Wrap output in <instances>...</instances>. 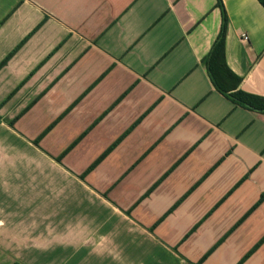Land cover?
<instances>
[{"label":"crops","instance_id":"crops-1","mask_svg":"<svg viewBox=\"0 0 264 264\" xmlns=\"http://www.w3.org/2000/svg\"><path fill=\"white\" fill-rule=\"evenodd\" d=\"M222 2L228 67L264 97V6ZM221 26L217 0H0V263L68 252L73 195L153 264H264V113L211 83Z\"/></svg>","mask_w":264,"mask_h":264},{"label":"rangeland","instance_id":"rangeland-1","mask_svg":"<svg viewBox=\"0 0 264 264\" xmlns=\"http://www.w3.org/2000/svg\"><path fill=\"white\" fill-rule=\"evenodd\" d=\"M78 199L77 196L67 195V214L65 220L59 222L60 229L63 223L64 227H68L62 234L65 237H60V243L68 247V252L35 254L36 256L44 255L43 259L49 260L50 264H140L143 261L153 264L154 260L149 258L150 254L147 252L151 243L147 236L137 237L132 229L128 232L124 222L112 220L104 211L94 212V208H89L88 203L81 201L79 204ZM89 233L95 236L86 237ZM82 240L88 246H82ZM53 241L54 244L58 243L54 239ZM155 255L160 257L163 264H176L166 253L152 254L153 257ZM0 264H6V261L3 260Z\"/></svg>","mask_w":264,"mask_h":264},{"label":"trees","instance_id":"trees-1","mask_svg":"<svg viewBox=\"0 0 264 264\" xmlns=\"http://www.w3.org/2000/svg\"><path fill=\"white\" fill-rule=\"evenodd\" d=\"M218 5L222 11V26L221 30L210 50L208 55L203 59L211 83L217 91L229 98L235 104L244 107L246 109L264 113V97L251 94L243 91L240 88L242 78L236 75L229 67L226 61V34L228 27V18L222 0H217ZM264 6V0H259ZM16 51V50H15ZM11 53L1 64L0 68L7 63L12 57ZM15 120L7 121L10 126H14ZM3 122V118L0 116V125ZM38 144V140L35 141ZM96 164L90 167L88 171L95 168ZM264 200L262 195L261 201Z\"/></svg>","mask_w":264,"mask_h":264},{"label":"built area","instance_id":"built-area-1","mask_svg":"<svg viewBox=\"0 0 264 264\" xmlns=\"http://www.w3.org/2000/svg\"><path fill=\"white\" fill-rule=\"evenodd\" d=\"M245 39H247V37H245Z\"/></svg>","mask_w":264,"mask_h":264}]
</instances>
